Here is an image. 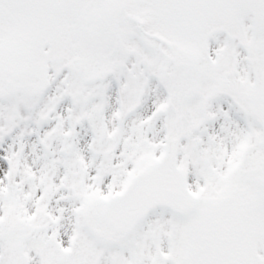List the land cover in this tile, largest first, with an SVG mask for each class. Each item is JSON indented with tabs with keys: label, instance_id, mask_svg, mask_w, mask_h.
I'll return each instance as SVG.
<instances>
[{
	"label": "snow or ice",
	"instance_id": "1",
	"mask_svg": "<svg viewBox=\"0 0 264 264\" xmlns=\"http://www.w3.org/2000/svg\"><path fill=\"white\" fill-rule=\"evenodd\" d=\"M0 264H264V0H0Z\"/></svg>",
	"mask_w": 264,
	"mask_h": 264
}]
</instances>
